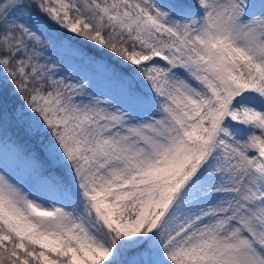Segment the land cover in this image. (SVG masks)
Listing matches in <instances>:
<instances>
[{"label": "rangeland", "instance_id": "1", "mask_svg": "<svg viewBox=\"0 0 264 264\" xmlns=\"http://www.w3.org/2000/svg\"><path fill=\"white\" fill-rule=\"evenodd\" d=\"M168 1L0 0V113L33 137L0 120V244L21 261L264 264V0L202 19ZM105 23L124 65L77 39L102 49ZM238 58L257 90L231 98L214 69Z\"/></svg>", "mask_w": 264, "mask_h": 264}, {"label": "trees", "instance_id": "2", "mask_svg": "<svg viewBox=\"0 0 264 264\" xmlns=\"http://www.w3.org/2000/svg\"><path fill=\"white\" fill-rule=\"evenodd\" d=\"M199 0H178L177 4L178 5H182L183 7L187 8L189 11H194V8L197 4H199ZM98 26V25H97ZM102 30H104L107 33V43L105 45V47L103 49H99L98 47L93 46L92 42H91V35L88 33H84L87 35V40L85 39H80V35L77 37V39H79L81 41V43L86 47V49L88 51H91L94 54L97 55H107L108 57H111L112 55H118L119 59L118 61L116 60L117 65H123L125 63H127L126 60H124L125 56L124 53L121 51V53L123 54V57L121 56L120 53V43H116L115 40H113L112 35L109 32V28L107 27L106 23L104 25H102ZM237 78H238V74H236ZM242 80V78H240ZM0 120L4 123V124H11V128L13 130V134L16 140L20 141L21 143L24 144V146H29L31 143V140L33 137H31V135H29V133L24 129V127H22L17 121L16 119L13 117L10 120H6L0 113ZM34 148H37L38 152L41 154V156L43 157L44 161L46 164H48L50 161L47 158V156L44 153V150L39 147L37 144L31 145ZM61 172H63V170H61L60 168L58 169ZM44 169L42 170H36L35 174L40 175L42 173H44ZM14 239L13 241L7 242L6 245H0V264H30L28 263V261H21L20 257H15V255L13 254V250L10 247H16V243H17V239L18 237L16 235H14V233L12 232ZM26 242V247L27 250L30 249H37L39 250V245L35 242H31L29 240H25ZM7 247V248H4Z\"/></svg>", "mask_w": 264, "mask_h": 264}]
</instances>
